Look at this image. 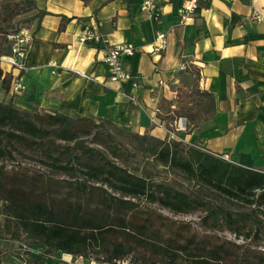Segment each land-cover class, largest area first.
<instances>
[{
    "label": "trees",
    "instance_id": "trees-1",
    "mask_svg": "<svg viewBox=\"0 0 264 264\" xmlns=\"http://www.w3.org/2000/svg\"><path fill=\"white\" fill-rule=\"evenodd\" d=\"M44 14L35 0H0L4 95L11 90L13 76L2 69L1 57L10 51L13 36L33 27L37 30ZM192 74L190 89L178 95L180 101L173 108L167 101L159 115L175 134L179 132L171 125L180 117L192 130L215 112L213 94L199 88L198 71ZM20 146L39 152L69 180L58 185L44 173L7 174L4 161ZM131 158L164 166L192 188L154 180L147 168L130 170ZM202 191L210 196L201 195ZM139 200L158 203L176 214L201 209L205 226L225 228L245 240L264 238V170L169 136L127 131L108 119L73 118L37 107L28 110L18 106L13 96L0 99V238L43 247L46 257L60 251L100 264L125 258L141 264H264V251H234L218 243L208 246L194 237L180 243L150 218L135 220Z\"/></svg>",
    "mask_w": 264,
    "mask_h": 264
},
{
    "label": "crops",
    "instance_id": "crops-1",
    "mask_svg": "<svg viewBox=\"0 0 264 264\" xmlns=\"http://www.w3.org/2000/svg\"><path fill=\"white\" fill-rule=\"evenodd\" d=\"M35 1L45 14L37 30H28L25 70L8 64L5 57L10 51L1 59L2 69L12 73V82H20L22 93L4 95L0 90V99L13 96L28 110L108 119L127 131L169 136L264 170V0H209L185 22L178 14L185 0H154L157 19L141 10V0ZM254 11L263 19L252 20ZM86 28L107 37L111 45L134 46L133 55L123 58L131 80H108L102 55L79 41ZM158 35L165 40L160 50ZM182 61L188 63L187 69L180 68ZM50 62L56 67H49ZM193 70L199 73V88L213 94L215 112L192 130L180 117L171 125L179 132L175 134L159 115L167 101L172 108L177 104L175 89L190 79ZM27 248L24 254L0 251V263L100 264L60 251L46 257L43 247Z\"/></svg>",
    "mask_w": 264,
    "mask_h": 264
},
{
    "label": "rangeland",
    "instance_id": "rangeland-1",
    "mask_svg": "<svg viewBox=\"0 0 264 264\" xmlns=\"http://www.w3.org/2000/svg\"><path fill=\"white\" fill-rule=\"evenodd\" d=\"M188 72L190 73L191 71L188 70ZM189 77L190 79H187L183 85L178 87V92H176L177 97L175 98L176 101H180L178 95L182 97L185 90L190 89L193 85L194 76L190 74ZM180 89H182V91H180ZM4 165L7 174L19 172L23 176L32 177L44 173L52 177L58 185H63L64 181L69 180L66 174L58 172L51 167L47 160L41 157L39 152L35 150H24L21 146L18 147L17 150H13V157L6 159ZM127 168L137 172L147 168L154 180H167L171 182L172 185L183 190L192 188L191 183L173 174L172 171L166 167L156 165L151 160L146 161L142 158H131L127 161ZM201 195L210 196V194L205 191H202ZM233 209H237V207L234 206ZM204 216L205 212L201 209L189 213L176 214L163 208L158 203H150L146 200L137 201V206L134 211L135 220L143 221L150 218L156 226L166 227L168 229V235L172 236L180 243H186L188 239L194 237L200 244H207L208 246L218 243L226 247L228 246L234 251H249V249L264 251L263 237L260 241L257 239L245 240L243 236L237 238L232 232L225 228L212 229L209 226H205L202 223V217ZM24 243L25 241L23 239L17 242L0 238V251H20V253L24 254L26 251H29L27 245Z\"/></svg>",
    "mask_w": 264,
    "mask_h": 264
},
{
    "label": "built area",
    "instance_id": "built-area-1",
    "mask_svg": "<svg viewBox=\"0 0 264 264\" xmlns=\"http://www.w3.org/2000/svg\"><path fill=\"white\" fill-rule=\"evenodd\" d=\"M209 0H185L178 10V14L182 21H187L190 19L191 14L199 7L200 3L208 2ZM225 2H232L234 0H222ZM141 10L150 18L157 19L158 12L154 9V0H141ZM250 18L255 21H260L263 16L258 12L254 11L250 14ZM159 40V44L156 50H160L165 45V40L163 35H158L156 37ZM14 43L10 49V55L5 57L8 64L18 69L19 71L25 70L26 67V56H27V45L29 40L28 30L21 31L20 34L13 36ZM79 41L83 44H88L94 47L102 55V63L107 69L108 80L118 81V80H131V75L123 69V58L126 55H133L134 46L131 43H121L117 45H111L109 39L101 34H99L94 29H84L79 35ZM3 56L1 57V59ZM49 67L55 68L54 63H48ZM188 63L183 62L180 64L181 69H186ZM77 75L87 77L84 71H79L77 69H72ZM52 72H55L54 69ZM133 86L136 85L135 81H132ZM13 94H21L22 86L18 80H15L11 84V90ZM131 101H135L133 97H130ZM154 122V120L152 119ZM112 264H141L140 262L132 261L131 259H118Z\"/></svg>",
    "mask_w": 264,
    "mask_h": 264
}]
</instances>
